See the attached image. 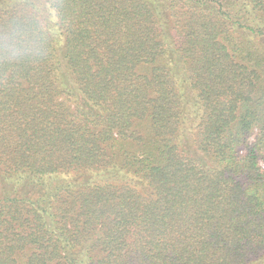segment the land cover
<instances>
[{"label": "trees", "instance_id": "trees-1", "mask_svg": "<svg viewBox=\"0 0 264 264\" xmlns=\"http://www.w3.org/2000/svg\"><path fill=\"white\" fill-rule=\"evenodd\" d=\"M0 264H264V0H0Z\"/></svg>", "mask_w": 264, "mask_h": 264}, {"label": "clouds", "instance_id": "clouds-1", "mask_svg": "<svg viewBox=\"0 0 264 264\" xmlns=\"http://www.w3.org/2000/svg\"><path fill=\"white\" fill-rule=\"evenodd\" d=\"M42 40L38 9L33 6L0 31V59L15 62L37 57L42 54Z\"/></svg>", "mask_w": 264, "mask_h": 264}]
</instances>
